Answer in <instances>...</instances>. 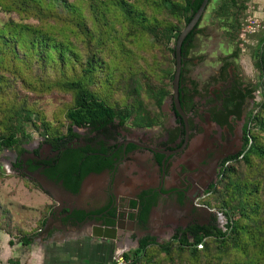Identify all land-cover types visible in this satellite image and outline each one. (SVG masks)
<instances>
[{"label":"trees","instance_id":"obj_1","mask_svg":"<svg viewBox=\"0 0 264 264\" xmlns=\"http://www.w3.org/2000/svg\"><path fill=\"white\" fill-rule=\"evenodd\" d=\"M202 1L0 0L4 13L14 12L20 19L0 17V152L18 147L17 152L24 151L20 144L29 137V125L55 150L80 137L75 127L100 132L110 127L161 126L165 119L164 102L173 92L176 40ZM244 8L245 0H221L214 15L224 25L231 20L234 29ZM29 18L37 22L23 21ZM199 24L182 48L180 99L185 108L192 107L194 92L189 84L194 86L195 82L189 80L188 84L186 67ZM132 37L152 38L172 55L171 62L161 70L162 74L155 75L154 82L146 76L144 81L140 80L127 44ZM231 57L238 58V52H232ZM253 57L259 71L258 82L246 86L234 83L223 108L216 112L222 118L214 117L220 124L230 126L229 117H241L246 101L254 99L255 91H259L260 100L255 101L245 120L241 151L224 161L207 199L203 200L226 217L225 229L218 226L214 217L208 225L179 229L164 242L144 237L138 240L137 247L124 253L129 264H264V34L259 37ZM53 92L71 96L65 111V131L47 122L29 96ZM180 129H168L171 139ZM101 152L109 151L103 147ZM96 159L101 161L98 170L114 165L112 157L99 154ZM240 165L248 170L255 165L258 171L244 172ZM79 168H68L66 175L61 176L73 192L79 189L87 171ZM75 214H68L66 219L73 215L80 221L87 215L84 211ZM110 215L116 217L115 208ZM46 221L44 217L40 229ZM112 223L114 220L106 221L108 225ZM0 231L20 234L24 245L33 239L32 234L13 223L9 210L1 206Z\"/></svg>","mask_w":264,"mask_h":264},{"label":"flooded vegetation","instance_id":"obj_2","mask_svg":"<svg viewBox=\"0 0 264 264\" xmlns=\"http://www.w3.org/2000/svg\"><path fill=\"white\" fill-rule=\"evenodd\" d=\"M231 54L232 52L225 54L217 61L216 69L204 76L201 87L195 80H192L195 82L194 86L189 84L194 92L192 107L183 106L188 118V131L184 119L179 114L174 115L173 104H170L173 107V120L169 129L181 128L173 139L168 130L165 135H160L152 128L132 130L133 127H110L107 131H94L92 136L80 135L60 150H55L47 143L45 153L41 150L26 152V156L22 152L20 155L17 153L19 156L13 161L15 169L36 176L49 191L56 189L63 197H77L85 182L92 177H103L115 167L118 168L117 175H121V165L130 160L137 162V154L147 153L148 158L144 164L149 168L151 183L130 189L125 196L121 213L116 210V217L112 218L110 213L113 208L107 206L95 210L96 212L87 211V215L80 221L70 215L68 221L83 225H105L106 221L114 220L112 226L121 225L128 233H135L137 242L147 236L159 240V234L165 232H171L172 237L179 229L194 224L212 223L214 216L208 210L212 208L201 200L206 198L211 185L216 182L224 161L241 151L244 142L243 127L250 112L245 103L241 117H229L230 126L220 124L214 118H222L216 112L223 108L232 85L238 82H242L243 86L247 85L238 73L236 63L230 60L237 59L231 57ZM251 103L254 104L255 101L251 100ZM103 147L109 151L107 154L101 152ZM170 150L174 152H168ZM99 154L112 157L113 167L104 166L98 170L101 161L96 156ZM17 163L20 165H16ZM75 165L80 167L79 171L84 168L87 171L82 176L79 189L73 192L64 184L61 176L66 175L68 168ZM178 171L186 172L185 179L183 182L174 179L176 183H170L173 172L177 174ZM77 174V170L72 173L74 177ZM167 184H171L169 188H166ZM66 200L63 206H68L69 214L76 215L78 205L68 198ZM179 212H185V215L178 216ZM218 220L219 218L216 222Z\"/></svg>","mask_w":264,"mask_h":264},{"label":"rangeland","instance_id":"obj_3","mask_svg":"<svg viewBox=\"0 0 264 264\" xmlns=\"http://www.w3.org/2000/svg\"><path fill=\"white\" fill-rule=\"evenodd\" d=\"M141 2H144V0H141ZM220 4L221 0H211L200 20L198 27L199 32L196 34L194 45L187 57V82L189 84V80H195L199 84V87H201L204 76L216 69L218 65L217 61L223 55L237 51L238 58L235 59V61L232 58L230 60L236 63L238 73L243 77L244 83H257L259 80V71L255 66L253 51L258 44L259 37L264 34V0H245V8L239 13L236 21V28L234 29L230 26L231 20H228L227 24L224 25V21L214 15L216 7ZM9 16L16 20H20L16 13H4L0 9L1 18H8ZM23 21L30 23L37 22L32 18L23 19ZM117 27L120 28V24H118ZM184 27L185 25L182 27V30ZM233 35H236V37L233 38ZM127 44L128 48L132 50V61L135 62V67L138 69L139 77L142 81H144L143 78L146 76L154 82L155 75L158 73L162 74L161 70H164L169 62H171L170 59L172 55L168 49L164 45L156 43L152 38L139 37L135 39L132 37ZM170 46H173V43H171ZM149 74H151V77ZM29 96L31 101L36 104L37 108L43 111L47 122L53 126H58L63 131L66 130L67 122L65 111L71 101V96L69 94L53 92L44 95H35L29 93ZM259 99V91L256 90L255 98L251 100L256 101ZM251 100L249 101L248 99L246 102V104H248L246 106L247 111L254 107ZM165 111L167 114L169 112L172 113L171 108L169 110L166 105ZM171 125V119L167 116L161 126L153 128H158L160 135H165ZM131 129L134 130L137 128L133 127ZM131 129L130 131H132ZM27 131L29 132V137L23 139L20 144V147L25 148L22 154L26 156L27 153L33 150H41L45 153L48 145L44 141V138L40 136L38 131L31 125L27 127ZM75 131L82 136L93 135L88 127H75ZM18 148H6L0 152V164L2 165V170L0 171V206L9 210L13 223V218L15 217L16 221L14 224L17 227L24 230L27 234H32L34 237L38 232L47 228L49 223L55 219V215H52V213H56L57 205L52 199H54V197L62 198V195L60 191L56 189H52L50 192L36 176L15 169L13 166L14 158L21 154L20 151H16ZM146 161L145 159V162ZM240 166L244 167V172L256 173L258 171V166L256 168L255 165L249 168V170L245 165ZM133 174L136 175L137 171H134ZM103 178H105V176H103ZM207 197L208 196H206L205 199H207ZM45 198H47L50 203L46 204L43 201ZM202 201L203 200H201V202ZM211 202L213 203L214 200L211 199ZM212 209L213 216L218 219V212L220 211L216 207ZM44 217L47 218V221L40 229ZM225 219L226 217L216 222L219 227L223 228L225 226ZM157 229L161 230L162 228L157 227ZM13 235L22 241V236L20 234L14 232ZM159 235L158 241L164 242L169 240L172 234L171 232L167 234L165 232ZM127 238H129L128 241L122 242L126 250L138 246L135 233L129 232ZM8 258L9 250L5 251L3 248H0V264H10Z\"/></svg>","mask_w":264,"mask_h":264},{"label":"crops","instance_id":"obj_4","mask_svg":"<svg viewBox=\"0 0 264 264\" xmlns=\"http://www.w3.org/2000/svg\"><path fill=\"white\" fill-rule=\"evenodd\" d=\"M170 104L171 101L168 97L164 102L163 110L164 118L170 117L172 123V113L167 114L165 111V105L170 110ZM152 130L156 134H160L158 128H152ZM135 157L138 158L137 162L130 160V162L121 165V175H117L118 168L115 167L104 175L105 178L92 177L85 182L79 196L67 197L68 200L78 205V211L94 212L108 206L116 208L118 213H121L122 204L129 190L151 181L148 177L149 168L144 164L148 154L140 153ZM134 171H137L136 175L133 174ZM185 177L186 172L178 171L177 174L173 172L170 183H176L174 179H180V182H183ZM170 185L167 184L166 188H169ZM61 197L51 198L57 205V212L52 211L55 219L49 223L47 228L38 232L29 245H23L15 235L0 231V248L5 251L9 250L8 261L10 264H111L114 250L122 247V242L129 240L127 238L129 233L121 225L116 227V238H106L98 236L99 225L97 223L83 225L76 221L69 222L66 219L69 208L63 206L66 204L67 198ZM43 201L46 204L50 203L47 198ZM183 215L185 212L178 214V216ZM13 219L15 223V217Z\"/></svg>","mask_w":264,"mask_h":264},{"label":"water","instance_id":"obj_5","mask_svg":"<svg viewBox=\"0 0 264 264\" xmlns=\"http://www.w3.org/2000/svg\"><path fill=\"white\" fill-rule=\"evenodd\" d=\"M210 0H203L199 9L197 12L193 15L191 20L186 24V26L183 28V30L180 32L176 44H175V60H176V65H175V73H174V78H173V92L172 94L169 95V99L171 103L173 104L174 107V115L179 114L183 119L185 123V128L188 131L189 129V123H188V118L187 114L184 110V107L182 105V101L180 99L181 91L180 88L182 87L181 83V76H182V70H183V64H184V58H183V44L189 33H191L197 26V24L200 22ZM161 151V150H157ZM170 153H173L174 151L170 150L168 151ZM210 211H213V209H209ZM70 212V209H69ZM219 215L222 216L221 213ZM98 236L99 237H106V238H116V230L117 228L112 225H102L98 224Z\"/></svg>","mask_w":264,"mask_h":264},{"label":"built area","instance_id":"obj_6","mask_svg":"<svg viewBox=\"0 0 264 264\" xmlns=\"http://www.w3.org/2000/svg\"><path fill=\"white\" fill-rule=\"evenodd\" d=\"M259 100H256V101H259ZM218 213H221V212H218ZM224 217L225 216L223 214H222V216L219 215V220H223ZM226 222H227V220L225 219V225H226ZM223 229H225V226L223 227ZM199 246L201 247V245H199ZM127 251L128 250H126L123 246L116 248L114 250V253H113L111 264H129V261L126 259L125 255H124V253Z\"/></svg>","mask_w":264,"mask_h":264}]
</instances>
